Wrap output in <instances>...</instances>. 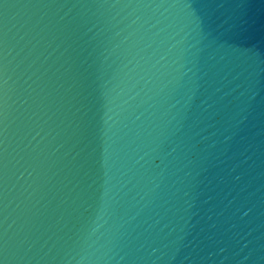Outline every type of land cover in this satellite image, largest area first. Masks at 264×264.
<instances>
[{"label": "water", "instance_id": "water-1", "mask_svg": "<svg viewBox=\"0 0 264 264\" xmlns=\"http://www.w3.org/2000/svg\"><path fill=\"white\" fill-rule=\"evenodd\" d=\"M0 264H264V0H0Z\"/></svg>", "mask_w": 264, "mask_h": 264}]
</instances>
